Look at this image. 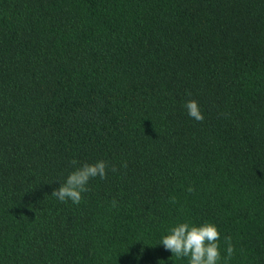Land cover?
<instances>
[{"label":"trees","instance_id":"16d2710c","mask_svg":"<svg viewBox=\"0 0 264 264\" xmlns=\"http://www.w3.org/2000/svg\"><path fill=\"white\" fill-rule=\"evenodd\" d=\"M74 159L118 171L60 202ZM185 220L264 264V0H0V264H188Z\"/></svg>","mask_w":264,"mask_h":264},{"label":"clouds","instance_id":"9594fccd","mask_svg":"<svg viewBox=\"0 0 264 264\" xmlns=\"http://www.w3.org/2000/svg\"><path fill=\"white\" fill-rule=\"evenodd\" d=\"M191 96V93H187ZM188 115L202 122L204 117L200 111L198 101L188 99L184 104ZM75 166L67 177L62 180L60 187L53 190L52 196L56 197L60 202L71 200L74 204H79L82 200V194L88 192V182L90 179L99 177L101 180L107 178V171H118L115 165L109 167V163L99 160L93 163L80 164L77 160L70 161ZM122 167H127L125 162ZM192 192L193 189H187ZM171 203H175V197L170 198ZM111 206L115 208L117 201L113 198ZM220 232L214 223L205 221L199 225L190 221L177 222L169 227L167 234L162 236L160 243L166 250H169L173 256L177 258H187L188 264H219L221 261L220 251ZM224 242L226 247V256L223 257L228 261L234 255L235 249L232 244L231 236H225Z\"/></svg>","mask_w":264,"mask_h":264}]
</instances>
